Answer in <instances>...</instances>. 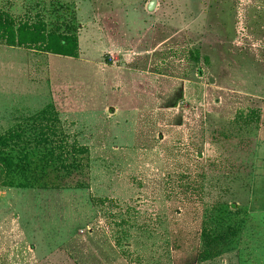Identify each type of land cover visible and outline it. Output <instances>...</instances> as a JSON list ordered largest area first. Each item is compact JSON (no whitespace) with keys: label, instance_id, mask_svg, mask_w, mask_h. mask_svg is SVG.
<instances>
[{"label":"rangeland","instance_id":"374dc122","mask_svg":"<svg viewBox=\"0 0 264 264\" xmlns=\"http://www.w3.org/2000/svg\"><path fill=\"white\" fill-rule=\"evenodd\" d=\"M150 1L0 0L14 29L78 25L76 58L0 43V135L49 105L88 151L62 189L0 178V264H264V0Z\"/></svg>","mask_w":264,"mask_h":264},{"label":"trees","instance_id":"16d2710c","mask_svg":"<svg viewBox=\"0 0 264 264\" xmlns=\"http://www.w3.org/2000/svg\"><path fill=\"white\" fill-rule=\"evenodd\" d=\"M59 16L57 15L56 18H60ZM77 29L78 25L74 23L73 16L66 17L63 31H61L59 25L52 31L45 32L43 27L14 29L9 15L0 12V43L9 47L23 45L24 41H21L23 37L34 38V40L45 42L43 52L57 56L76 58L78 54V43L75 31ZM15 33L18 36L17 40ZM50 110L49 105H47L30 120L34 124H39V130H42L41 133L26 135L23 133L25 132L24 130L19 129L14 131L12 128L0 135V178L8 176L11 179L10 182L12 183L10 184L8 182V187L23 190L58 189V185L52 186V184L69 177L70 174L63 178L61 176L70 173L68 172L69 169H77L80 161L75 160L74 167L73 165H66L68 164V160L63 161L65 166L60 167L62 170L61 174L59 170L52 168L54 161L63 156H68L70 153L74 158L81 156L80 159H82L88 153L86 148L77 146L74 143L72 144L77 147L69 145L67 135L56 129V127H53L56 125L55 123H57L58 119L54 115L52 116V111ZM43 122L44 125L42 126L41 124ZM70 150L71 152H69ZM34 159L37 160L35 161ZM233 207L236 206L233 205ZM230 229L231 227L228 226L225 230L214 234L212 237L203 233L201 239L202 244L207 247L211 246L213 249L219 248L218 246L232 240Z\"/></svg>","mask_w":264,"mask_h":264},{"label":"crops","instance_id":"0c3cea01","mask_svg":"<svg viewBox=\"0 0 264 264\" xmlns=\"http://www.w3.org/2000/svg\"><path fill=\"white\" fill-rule=\"evenodd\" d=\"M190 20H191L190 22H192V19H190ZM117 89H119V88H117ZM139 93H140V91H139ZM156 94H158L157 91H156ZM139 103H140L139 104V112H138L137 117H136L135 126H136V130L141 132V130L143 128V124L145 125V123H144V119L145 118H147L148 120H150L149 121L150 124H154V123H157L158 124V121H154V119L157 118L155 115L150 114L149 112L148 113H145L144 111H147V110L149 111V110L156 109V108L159 107L160 104H159V100L158 99H155V100L149 101L148 104L146 105L144 103V98L143 97H139ZM106 111L108 112V115H105L106 118H109V117L111 118V117H114L115 116V110L113 108H108ZM9 114L12 115V113H9ZM13 118H15V117H13ZM16 122H14V124Z\"/></svg>","mask_w":264,"mask_h":264},{"label":"water","instance_id":"95a60500","mask_svg":"<svg viewBox=\"0 0 264 264\" xmlns=\"http://www.w3.org/2000/svg\"><path fill=\"white\" fill-rule=\"evenodd\" d=\"M154 7H155V1L152 0V1H150V3L147 6V10L152 11Z\"/></svg>","mask_w":264,"mask_h":264}]
</instances>
